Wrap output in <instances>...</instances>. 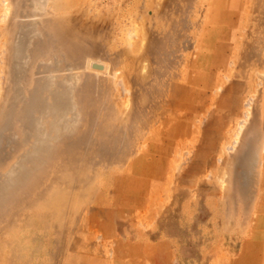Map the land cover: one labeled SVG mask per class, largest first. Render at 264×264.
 Instances as JSON below:
<instances>
[{
	"label": "rangeland",
	"instance_id": "1",
	"mask_svg": "<svg viewBox=\"0 0 264 264\" xmlns=\"http://www.w3.org/2000/svg\"><path fill=\"white\" fill-rule=\"evenodd\" d=\"M0 264H264V0H0Z\"/></svg>",
	"mask_w": 264,
	"mask_h": 264
},
{
	"label": "bare ground",
	"instance_id": "2",
	"mask_svg": "<svg viewBox=\"0 0 264 264\" xmlns=\"http://www.w3.org/2000/svg\"><path fill=\"white\" fill-rule=\"evenodd\" d=\"M98 65H100V64H98ZM102 68V67H101ZM42 110H46V108H42ZM33 125V124H32ZM38 134H39V137L41 136V134L39 133V131H38Z\"/></svg>",
	"mask_w": 264,
	"mask_h": 264
}]
</instances>
